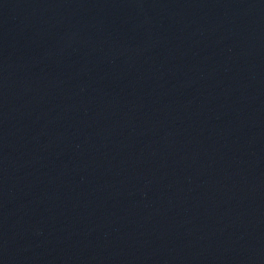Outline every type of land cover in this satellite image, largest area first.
Instances as JSON below:
<instances>
[{"label": "water", "instance_id": "95a60500", "mask_svg": "<svg viewBox=\"0 0 264 264\" xmlns=\"http://www.w3.org/2000/svg\"><path fill=\"white\" fill-rule=\"evenodd\" d=\"M0 264H264V0H0Z\"/></svg>", "mask_w": 264, "mask_h": 264}]
</instances>
